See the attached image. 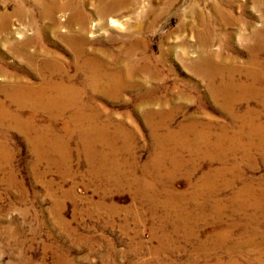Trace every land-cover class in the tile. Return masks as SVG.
I'll return each instance as SVG.
<instances>
[{
  "label": "rangeland",
  "instance_id": "rangeland-1",
  "mask_svg": "<svg viewBox=\"0 0 264 264\" xmlns=\"http://www.w3.org/2000/svg\"><path fill=\"white\" fill-rule=\"evenodd\" d=\"M36 1L40 0H0V12L10 13L20 4L27 13L12 16L9 32L0 31V73H15L36 85L42 72V57L26 65L5 41L17 42L15 50L46 54V59L54 66L61 65L73 85L82 91L81 102L90 108L87 112H93L98 123L108 125L107 137L113 136L114 150L94 146L108 158L101 166L93 163L95 160L91 164L79 133L70 138L63 134L69 111L57 118L52 128L53 135H62L63 150H34L21 135L11 133L12 144L0 156V264H264V206L255 211L239 205L245 200L251 202L246 197L231 201L244 181L256 186L264 178L258 156L251 170L253 162L243 163L236 154L234 162L243 176L233 188L217 196L223 205L218 209L205 194L193 200L191 197L203 173L219 166V162L202 154L195 156L185 147L169 143L159 146L147 124L150 110H162L170 115L174 131L191 122L210 123L214 135L222 125L228 134L237 128L220 100L209 95L207 80L192 64L199 53L209 50L216 61L228 62L224 70L233 71L235 82H249L245 70L256 43L250 41V34L261 29L264 21L254 0H131L127 14H116L103 24L96 18L94 2H89L84 8L85 51L95 53L106 69L133 72L130 81H123L128 82L127 86L125 83L113 96L88 90L83 84L86 75L75 71L78 58L75 46L67 39L78 32L72 13L56 8L44 16ZM58 3L60 6L64 0ZM212 3L223 10V21L213 15ZM201 16L208 19L213 30L209 39ZM259 55L264 59V54ZM13 67L27 68L28 74ZM48 73L46 70L43 75ZM5 81L0 76V82ZM235 106L234 114L239 117L247 106L260 110L253 102ZM49 115L40 113L36 124L47 125ZM164 132L158 129L157 135ZM190 138L186 143L193 142ZM161 151L176 154L186 164L172 181L160 178L172 169L167 160L161 162L159 156V163L151 164ZM112 167L116 171L111 172ZM108 171L111 174L106 175ZM188 171L193 174L187 175ZM130 172L141 184L153 182L155 187L147 195L143 193L146 196L133 191L135 184L126 178ZM225 178L231 179V175ZM161 182L167 190L183 194L177 209L161 205ZM217 182L222 185L224 181L218 178ZM151 193L155 195L153 209L146 199ZM252 215L255 220L250 222Z\"/></svg>",
  "mask_w": 264,
  "mask_h": 264
},
{
  "label": "bare ground",
  "instance_id": "bare-ground-1",
  "mask_svg": "<svg viewBox=\"0 0 264 264\" xmlns=\"http://www.w3.org/2000/svg\"><path fill=\"white\" fill-rule=\"evenodd\" d=\"M49 1L51 3L49 5L45 4L46 2L43 0H40L39 2L36 1L37 5L41 9V13L44 16H48V14L54 13L53 11L56 8L64 9L70 11L73 18L77 22L78 32H75L67 39L71 45L75 46V52L78 58V60L75 59L76 61L74 63L75 71L82 72L86 75V79H84L85 82H83L84 86H86L88 90L96 92L99 91L100 94L105 96H113L119 93L120 90L124 87L125 83L127 86L128 82L123 81H130L133 77V72L132 70L129 71L124 68H117L115 70L106 69L102 60L96 57L95 53L85 51L83 47L85 43L83 32L86 30L87 17L84 13V8L89 2L93 1L94 13L96 15V18L100 23L103 24L108 18L115 16L116 14L122 12L124 14H127V10H130L129 6H131L132 1L64 0V3L60 6L58 5V2L60 0ZM254 3L260 10L261 16H264V0H254ZM210 8H213V15H216L218 18L221 17L220 20L222 21L224 20L222 12L223 10L221 11L219 6H215L213 4ZM25 14L27 13L24 11L23 7L20 4H17L10 13H8L7 11L0 12V31L9 32L10 18L12 16L21 17ZM199 14H201V12ZM127 16L128 15L124 17ZM207 20L208 19L206 17L201 16L200 18V21L205 25L204 31L208 34V38L207 36L206 38L209 39L210 33H212L213 30L211 27H209ZM15 35L17 36V34ZM250 35V41L252 40L256 43L255 46L251 49L250 59L247 63V70H245L246 76L249 78V82H235L233 79V71L228 70L225 72L227 68L225 64H228V62L225 60L222 61L223 63L216 61L215 56L211 52H208L209 50L199 53L197 57L198 59L195 60L192 64L194 67H197V70L203 75V78L207 80V90H209V95H212L213 99H216L218 101L220 100L221 107L226 110L228 114L230 113L229 116L233 119L234 124H238L237 128H235L231 134H228L226 130L227 128L224 125L220 126L219 133L214 135V133L211 131L210 123L197 124L195 122L182 125L178 128L177 131H174L171 129L169 124L170 121L168 119L170 115L167 116V114H165L162 110H150L147 115V124L150 126L152 135L159 143V146H162V143H169L175 146H179L182 149H184L185 147L188 148L191 153H196L195 156L202 154L204 157H210V159L213 158L214 161L219 162V166H217L216 168L209 169L207 167L208 172L203 173L204 175L201 177V182L200 184L198 183V186H195L192 193L193 196L191 197L193 200L197 195L205 194L210 200L214 201L215 207H217L218 209H221V206L223 207V205H220V203H218L217 196L223 190H226L230 187L233 188L238 182V178H241L239 176H243V172L239 171V165L234 162L236 154H240L239 158L243 163H248L250 160L253 162L255 155H257L261 161V164L264 166V121L262 120V118L264 117V59L259 55V53L264 54V21L262 24V28L259 30H253L252 34ZM202 39L205 40L204 38ZM5 43L8 45L11 51L15 52L22 58V60H24L26 65L33 63L36 60L37 56L42 57L39 60L42 72L41 76H39L40 82L36 85L28 83L22 77H18V75L15 73H13V75L2 72L0 73V76H3L4 80H6L5 82H0V156L3 155L6 148H8L10 144H12V138L10 135L11 133H18L19 135H21L25 144L30 146L34 150L38 149L39 151V148L42 147H46V149H55L59 147L62 150L65 149L64 147H62L64 143L60 144L62 135L61 137H59L58 135H53L54 130H52V128L54 127V123L59 119V117H62L66 113V111H69L71 114L69 113L70 116L68 120L66 121V123L64 122L65 125L63 134H65L66 137L70 138L74 133H79L78 137H80L82 142L81 145L83 144L84 150L89 156L88 161H90V163L92 160H95L97 162L93 163H100L101 166V164L107 162L106 160L108 156L97 151L94 146L100 144L111 148V150H114L113 136H109L110 138L107 137L108 125L106 126L98 123L95 119L96 116L91 114L93 112H87L88 110H90V108L87 106L89 104L86 105L81 102L80 98L82 91L73 85V82H71V77L63 72V67L61 65L54 66L52 63H50L46 59L48 58L46 54H38V52L30 54L25 50H15L17 42H12L10 40L5 41ZM208 43L210 45L211 41L208 40ZM13 70H21L24 71L23 74H28L27 68L23 70L21 69V67H13ZM46 70L50 71V73H48V76L43 75L44 73H46ZM215 78L218 79V83L215 82V80H217ZM249 102H253L255 105L257 104L260 110L258 111L257 109L251 108V106H247L246 112L244 111L245 113L241 117L237 116L238 114H234L233 107L236 104L240 105L241 103H244V105H248ZM40 113H48L51 115H49L50 122L47 125L36 124L37 117ZM158 129H165L163 135H157ZM114 133L116 134V132ZM188 136H190L193 140L191 144L189 142L186 143V138ZM91 148L95 150L94 154L93 151L90 150ZM157 155V157L155 156L152 159V166L155 163H159V156L162 157V159L160 160L161 162L167 160L172 166L170 172H166L167 174H164V176L160 175L162 181L164 178L167 179V181H172L174 174L180 168L182 170V167L184 168V166H186V164H183V160L181 159L182 161H179L180 159L178 160L176 154L174 153L166 154L161 151ZM229 160L233 162L229 163ZM185 161H187V159ZM111 164H116L117 166H119L118 163ZM250 165L251 170L253 168L255 169L256 163L253 162ZM194 168L196 167L194 166ZM96 169L97 168L95 167L92 169V171L95 172ZM112 169L115 170V168L112 167L110 169L111 172H113ZM97 172L99 173V171ZM191 173L192 172L188 171L187 175L190 176ZM109 174L111 173L108 171L106 175ZM115 174L118 175V173ZM228 174L231 175V179L225 178L226 175L228 176ZM116 178L117 177H115V179ZM126 178H128L131 182H133V184H135L133 186L136 190L133 191H137L142 195L143 193H146L147 195V192L155 187V184L153 182L141 184L140 180L137 177L132 176L131 172L127 175ZM218 178L223 179L224 182L222 185L216 184ZM165 187L163 184L160 187L159 194L164 198V201L161 202V205L166 207L173 206L177 209L180 206V202L183 200V194H175L171 192V190H167ZM153 196L155 197L154 193ZM153 196L151 193V195L148 194V196L146 197V199L151 203V206H153L152 209L155 206V198ZM244 197L249 199L251 202L247 203V201L245 200L244 202L239 204L240 206L250 207V209L253 208L255 209V211L261 210L264 206V178L259 179L256 186H253L250 181H244L242 187L236 192V195L234 194L233 198H231V201H233V203H236L238 200L241 201L242 199H244ZM254 220L255 217L253 215L250 216L249 221L252 222Z\"/></svg>",
  "mask_w": 264,
  "mask_h": 264
}]
</instances>
